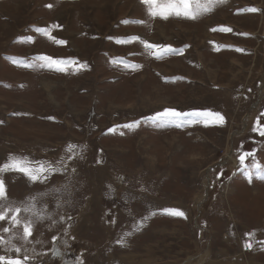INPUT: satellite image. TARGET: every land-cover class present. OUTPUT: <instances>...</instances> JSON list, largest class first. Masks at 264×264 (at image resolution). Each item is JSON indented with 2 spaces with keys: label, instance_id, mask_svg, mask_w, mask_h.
Returning a JSON list of instances; mask_svg holds the SVG:
<instances>
[{
  "label": "rangeland",
  "instance_id": "374dc122",
  "mask_svg": "<svg viewBox=\"0 0 264 264\" xmlns=\"http://www.w3.org/2000/svg\"><path fill=\"white\" fill-rule=\"evenodd\" d=\"M131 36L140 39L117 42ZM140 40L180 51L157 59ZM38 56L74 63L56 71ZM165 108L224 122L146 119ZM262 113L264 0H224L194 20L151 18L141 0H0V164L27 155L69 165L47 185L5 174L17 201L70 185L62 206L51 196L37 205L45 219L31 264H264V180L251 167L264 168L253 130ZM247 152L251 183L239 163Z\"/></svg>",
  "mask_w": 264,
  "mask_h": 264
},
{
  "label": "snow or ice",
  "instance_id": "6c2138e0",
  "mask_svg": "<svg viewBox=\"0 0 264 264\" xmlns=\"http://www.w3.org/2000/svg\"><path fill=\"white\" fill-rule=\"evenodd\" d=\"M224 0H141V3L146 6L147 14L151 18H161L164 20L170 17H182L186 19H197L200 15L208 13L212 10V6L215 3H223ZM51 7V5H49ZM248 12H257L256 8L246 9ZM124 23H130L131 21H123ZM135 23H143V21H135ZM36 31L48 35L47 29H36ZM216 31V29H213ZM220 31L231 32V28L222 27ZM49 39H53L58 44H64V40H56L55 37L49 35ZM140 38L137 36H131L127 38L117 39L118 43L125 44L130 41H136ZM140 43L144 45V48L153 52L157 59H162L165 55L179 52L180 50L174 49L171 46L151 44L145 40H140ZM155 50V51H154ZM241 51V49H237ZM36 59L49 62L48 67L56 66V71H64L59 67L61 64L74 63V61L68 60H54L49 56H38ZM13 63H25L24 61H18L16 58H12ZM25 66H30L25 64ZM43 66V65H42ZM125 63V67H127ZM133 67H137L133 65ZM264 116V113L261 114ZM157 126H175L177 128L183 127L185 124H194L203 122L207 126L209 122L220 123L224 122V117L219 112H211L210 110H191V111H179L172 108H165L162 111H157L154 115L147 117ZM139 121H135L130 125H124V127H135L139 124ZM259 124V121L257 122ZM254 131H259L260 136H264V129L254 128ZM76 145H69L68 151L71 152ZM254 153L247 152L239 157V163L241 170L247 175L249 182L251 183L253 172L249 169V166L245 164L247 156H254ZM68 159H74L69 156ZM256 169V178L264 180V168L259 163L253 162L252 166ZM75 168H71V172H75ZM69 172V165L65 163V159L61 158L55 161L48 160H36L28 157L27 155H9L7 160L0 164V233L10 234L0 235V264H31L32 257L29 255L30 251H34L28 247L32 243L39 244V240L34 239L35 225L38 221L45 219V212L43 210L37 211V205L41 206L46 202V197H54L57 201V206H62L60 200L63 193L70 191V185L68 183L60 185L59 187L46 188L44 192L36 193L34 195H28L23 200H13L9 197V189L5 180V174H18L26 178L29 184H41L47 185L50 178L56 174H66ZM219 178V177H218ZM65 203L69 202L67 200ZM163 214H167L174 217H185V213L175 208H164ZM51 219V216L48 217ZM71 219V217H68ZM55 223V221H53ZM9 225V226H5ZM127 233L126 235H130ZM52 252L53 255H58L59 250L56 246L57 237L53 236ZM123 243V239L118 241ZM251 243H246L245 248L251 249ZM14 253V255H13ZM76 264H83V261L76 260Z\"/></svg>",
  "mask_w": 264,
  "mask_h": 264
},
{
  "label": "bare ground",
  "instance_id": "6f19581e",
  "mask_svg": "<svg viewBox=\"0 0 264 264\" xmlns=\"http://www.w3.org/2000/svg\"><path fill=\"white\" fill-rule=\"evenodd\" d=\"M164 31H165V30H164ZM45 84H46V83H45ZM48 84H49V83H48ZM48 84H47V85H48ZM50 86H51V85H50ZM50 86H48V87H50ZM53 96H54V95H53ZM253 235H254V234H253ZM259 235H260V234H259ZM259 235H258V236H259ZM260 236H261V235H260ZM262 236H263V235H262ZM262 236H261V237H262ZM250 237H251V236H250ZM263 237H264V236H263ZM257 238H258V237H257ZM259 238H260V237H259ZM230 262H232V261H230ZM233 262H234V261H233ZM235 262H236V261H235ZM236 264H237V263H236Z\"/></svg>",
  "mask_w": 264,
  "mask_h": 264
}]
</instances>
